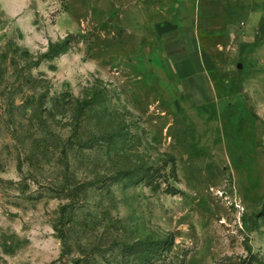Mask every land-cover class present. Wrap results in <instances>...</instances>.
Segmentation results:
<instances>
[{
    "label": "rangeland",
    "instance_id": "rangeland-1",
    "mask_svg": "<svg viewBox=\"0 0 264 264\" xmlns=\"http://www.w3.org/2000/svg\"><path fill=\"white\" fill-rule=\"evenodd\" d=\"M156 2L0 0V264H264V30L202 1L216 102L174 107Z\"/></svg>",
    "mask_w": 264,
    "mask_h": 264
},
{
    "label": "crops",
    "instance_id": "crops-1",
    "mask_svg": "<svg viewBox=\"0 0 264 264\" xmlns=\"http://www.w3.org/2000/svg\"><path fill=\"white\" fill-rule=\"evenodd\" d=\"M202 1L217 4L230 30L243 26L249 33L254 28L257 35L264 30V0H157L154 9L163 18L155 25L161 40L160 61L156 65L161 74L177 76L174 81L165 80L163 88L174 95V107L203 111L215 104L216 96L210 76L213 63L200 45L198 20ZM256 55L247 52L244 58ZM230 143L233 145V141Z\"/></svg>",
    "mask_w": 264,
    "mask_h": 264
},
{
    "label": "trees",
    "instance_id": "trees-1",
    "mask_svg": "<svg viewBox=\"0 0 264 264\" xmlns=\"http://www.w3.org/2000/svg\"><path fill=\"white\" fill-rule=\"evenodd\" d=\"M173 160H170L169 163H173ZM162 246L156 250H152L153 246H124L123 251L129 255V258L132 262H138L140 264H151L155 261H159L160 264H168L163 257V253L171 247V243L165 241L161 243Z\"/></svg>",
    "mask_w": 264,
    "mask_h": 264
},
{
    "label": "water",
    "instance_id": "water-1",
    "mask_svg": "<svg viewBox=\"0 0 264 264\" xmlns=\"http://www.w3.org/2000/svg\"><path fill=\"white\" fill-rule=\"evenodd\" d=\"M239 90L241 91V88H239Z\"/></svg>",
    "mask_w": 264,
    "mask_h": 264
}]
</instances>
